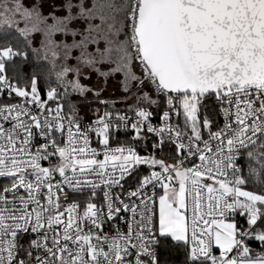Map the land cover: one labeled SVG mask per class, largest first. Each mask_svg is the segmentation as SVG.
<instances>
[{"label":"snow or ice","instance_id":"obj_1","mask_svg":"<svg viewBox=\"0 0 264 264\" xmlns=\"http://www.w3.org/2000/svg\"><path fill=\"white\" fill-rule=\"evenodd\" d=\"M13 28L51 69L0 48V264H264V0H0Z\"/></svg>","mask_w":264,"mask_h":264},{"label":"trees","instance_id":"obj_2","mask_svg":"<svg viewBox=\"0 0 264 264\" xmlns=\"http://www.w3.org/2000/svg\"><path fill=\"white\" fill-rule=\"evenodd\" d=\"M35 36H40L41 34L35 33ZM32 43V42H31ZM5 46H11L14 51H20L26 53V58L17 56L14 57L12 61L9 62V71L8 75L13 77L15 80L17 76L21 77L22 79H30L32 75H36L41 80V87L46 90L48 87V84L43 82V77L45 74H47L50 69L51 65L46 62H39L35 61L34 54L32 52L33 46H28L27 42L23 37H20L17 32L14 30L8 29V30H0V48ZM95 82V77L92 78V83ZM53 86H54V77H53ZM104 91L101 93V99L108 100L109 102L118 100L120 93L118 92L116 88V81L110 80L107 84V86H103ZM75 99V97H73ZM89 101H92L91 107L99 106L101 108V112L104 110L103 105H99L97 102L92 100L91 94H89ZM131 103V101L129 102ZM87 104V102H86ZM126 105L121 103H116L115 108L120 109L123 111L125 109ZM87 107H85L84 110L81 111L80 115L83 117V119H90L94 116H85L83 115ZM121 138H123V134H121ZM156 138H150L147 141V150L149 152L152 151V142ZM141 153H144V149H139ZM165 153L168 152V144L165 142ZM157 155H159V152H157ZM241 164H243V160L240 161ZM144 169V166H143ZM253 247H256L255 244L252 245Z\"/></svg>","mask_w":264,"mask_h":264},{"label":"rangeland","instance_id":"obj_3","mask_svg":"<svg viewBox=\"0 0 264 264\" xmlns=\"http://www.w3.org/2000/svg\"><path fill=\"white\" fill-rule=\"evenodd\" d=\"M21 27H23V24H21L20 25ZM0 30H5V29H0ZM8 30V29H7ZM11 30H14V28L13 29H11ZM15 31V30H14ZM35 34V33H34ZM34 34H32L30 37H29V39L31 40V45L33 46V48H36V49H40L41 48V44H40V41H41V39H42V36L40 35V36H35ZM34 59H35V61H39V62H46V63H48L49 64V62H48V60H46L45 58H44V53H43V51H41L40 53H39V55L37 56V55H34ZM95 83V82H94ZM100 108L99 106H94V107H92V108ZM118 109V108H117ZM100 110H101V108H100ZM85 113L83 114V115H85V116H93V114H92V112L91 111H89V110H85L84 111Z\"/></svg>","mask_w":264,"mask_h":264},{"label":"built area","instance_id":"obj_4","mask_svg":"<svg viewBox=\"0 0 264 264\" xmlns=\"http://www.w3.org/2000/svg\"><path fill=\"white\" fill-rule=\"evenodd\" d=\"M92 119H94V117H93V118H90V119H83V121H84V123H88V122H90ZM152 122H153V124H158V123H159L158 117L154 116ZM221 122H222V118H221ZM153 138H155V137H153ZM166 143H167V142H166ZM93 146H95V142L93 143ZM141 168H142V170H143V166H141ZM3 182H4V181H3L2 179H0V183H3ZM238 219H240V222H241V223L244 222V220H243L242 217H239Z\"/></svg>","mask_w":264,"mask_h":264}]
</instances>
